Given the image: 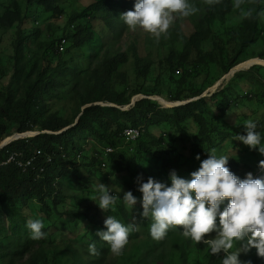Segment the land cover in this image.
<instances>
[{
  "label": "rangeland",
  "instance_id": "obj_1",
  "mask_svg": "<svg viewBox=\"0 0 264 264\" xmlns=\"http://www.w3.org/2000/svg\"><path fill=\"white\" fill-rule=\"evenodd\" d=\"M12 1L0 0V16ZM94 1L55 0L59 12L52 13L18 0L24 21L13 28L0 27V124L7 126V132H13L11 135L17 133L14 132L17 123L5 117L1 109H7L8 97L23 101L28 86L44 66H50L57 85L44 94L39 115L55 112L70 125L74 124L82 108L86 107L82 106L81 94L94 84L95 71L100 70L105 59L125 53L128 60L112 75L111 90L124 93L131 105L148 97L166 110L173 109L175 103L171 100L181 92L183 101L180 103L195 100L201 93L198 98L206 96L209 105L204 116L211 142L199 134L194 121L187 122L182 130L168 123L149 128L140 126V142L146 143L150 150L139 152V142L123 146L121 149L135 160H130L128 170L116 174L110 165L103 168L99 160L105 141L94 134L84 135L82 158L77 159L71 154L70 160H76L75 163L57 180L58 195L63 200L58 213L53 210L50 198L47 199L52 207L50 213H44L42 204L33 196L18 200L7 210L0 206V264H209L211 253L207 245L199 246L185 238L179 227L170 230L161 241L151 238L149 229L153 221L151 216L141 215L142 194L138 189L149 178L171 186L169 176L173 171L181 178H190V173L198 170L204 160L197 152L199 148L215 149L218 157L227 156L250 167L248 173L253 178L264 177V169L259 167L264 155L235 140V136L246 134L243 125L247 120L256 122V131L264 138V61L257 59L264 56V15L258 42L241 57L242 61L255 59L240 65L241 71L230 73L234 68L226 74L235 56L232 34L239 30L244 20L239 9L234 8L224 22H216L210 40L203 42V53L212 55L213 59L201 64L193 55L189 63L183 65L179 55L184 40L195 31L200 8L195 15L174 21L168 35L157 41L142 29L129 30L124 23L121 16L134 10L136 0H120L122 9L115 7L110 14L86 12L81 17L82 10ZM199 2L205 6V0ZM262 5L264 7V0ZM249 6L252 4L247 2L243 5ZM79 24L88 26L91 40L76 47L73 35ZM220 48H224L223 53ZM172 52L176 53L173 67L168 60ZM135 55L140 59L139 65H150L146 77L139 74ZM140 89H145L146 93L136 95ZM224 95L230 97L229 105L223 103ZM98 104L109 106L104 102ZM220 106L226 110L224 116L219 111ZM127 108L122 107V110ZM215 125L217 129L213 131ZM35 131L42 132L40 129ZM30 136L26 134L20 139ZM161 139L162 142H158ZM99 183L119 198L114 212L101 211L96 204L98 199L93 200L98 196ZM128 191L137 199L133 210L122 201ZM224 206L226 203L221 210ZM108 215L125 225L135 226L120 256L113 255L107 243L97 235L107 229L93 223L100 222L104 226ZM37 218L45 224L46 238L34 241L29 238L26 223ZM93 243L98 255L89 252V245ZM239 259L242 264H264V258H259L255 249L242 252Z\"/></svg>",
  "mask_w": 264,
  "mask_h": 264
},
{
  "label": "trees",
  "instance_id": "obj_2",
  "mask_svg": "<svg viewBox=\"0 0 264 264\" xmlns=\"http://www.w3.org/2000/svg\"><path fill=\"white\" fill-rule=\"evenodd\" d=\"M25 1L27 6L41 7L46 12H59L55 6V0ZM189 1L200 8L201 14L198 15L199 17L195 23V31L184 40L183 50L179 55V59L181 64L185 65L189 63L193 55H196L198 62L207 64L213 58L212 55L203 53L202 44L210 40L213 34V25L216 22H224L226 16L234 10V0H221V3L214 7L206 3L205 6H202L199 0ZM262 1L257 0L256 3L252 4V7L256 9V13L264 12ZM122 6L120 0H95L82 10L81 17L82 15L85 16L86 12L89 14L104 12L110 14L115 7L122 9ZM256 13H254L253 18L244 19L239 30L232 34L231 42L235 48L233 50L235 56L229 68L226 69V74L243 63L255 59L242 61L241 57L250 47L258 42L260 37L262 15H256ZM24 18L20 3L18 0H13L5 9L4 14L0 16V27L13 28L21 24ZM90 40L91 32L88 26L86 24H79L75 28L73 35L74 46L81 47ZM223 49L220 48L222 53ZM175 56L176 53L172 52L168 58L172 67ZM135 59L139 74L146 77L149 74L150 65H139L140 59L137 55H135ZM257 59L264 61V56H259ZM127 60L128 58L125 53H118L103 61L100 70L95 71L94 84L86 88L81 94L83 96L82 106L90 104L91 106L87 107L80 117L78 116L79 120L75 125L59 133L56 132L70 125V123L58 117L55 112L48 113L47 115H39L38 112V108L43 102L44 94L50 87L57 85L56 80L53 79L50 66L41 68L36 80L28 86L23 101L17 102L12 97H8V107L7 109L2 108L1 113L5 117H9L12 122L17 123L14 132L23 133L35 131L36 129L51 132L14 140L0 150V206L3 209L7 210L9 205H15L18 200L33 196L42 204L44 213L52 211V207L47 203L48 198L52 199L53 210L58 213V206L63 200L58 195L57 180L63 176L69 166L71 168L72 163H75V159V161L70 160L72 158L71 154H74L77 159L82 158L83 144L81 141L86 138L84 135L90 136L94 134L100 140L105 141L106 145L99 155V160L101 165H110L116 174H121L123 171L128 170L130 168L128 165L130 160H135L130 159L126 152L121 149L123 146H132L139 142V152H149V146L146 143L140 142L142 136L140 126L149 128L168 123L182 130V127L187 122L194 121L198 125L199 134L206 137L208 142H211L208 123L204 116L209 110V105L205 98L186 106L166 110L152 103L149 98L139 99L131 105L130 99L124 93L112 91L109 85L112 75L116 72L119 65L126 63ZM140 92L146 93L145 89H140L136 91V95L140 94ZM201 95L199 93L195 98ZM181 101H183L182 92L171 100L172 103H179ZM101 102L107 103L109 106L99 105L98 103ZM223 103L229 105L231 103L230 97L224 95ZM125 106L130 107L122 110V107ZM219 111L222 113V116L226 114L223 106L219 107ZM129 128L139 129L140 137L135 142L125 143L124 132ZM216 129L217 125L213 126V131ZM12 133L7 132V126L0 124V142ZM158 142L161 143L162 139L158 140ZM107 148H112L113 152L110 154L106 153ZM37 150H41L43 154L36 155ZM14 152L19 153L18 156L22 158L34 156L36 161L26 171L14 162L3 164L2 162L6 161ZM197 152L204 159H207V154L211 153L209 148H199ZM48 158L51 159L49 160ZM227 166L240 179H244L250 169V167L244 165L241 161L233 158H229ZM41 168H43L42 171ZM93 223L106 229L100 222L93 221ZM199 246L202 245L199 244ZM222 259L223 256L221 255L211 254L209 264H222Z\"/></svg>",
  "mask_w": 264,
  "mask_h": 264
},
{
  "label": "clouds",
  "instance_id": "obj_3",
  "mask_svg": "<svg viewBox=\"0 0 264 264\" xmlns=\"http://www.w3.org/2000/svg\"><path fill=\"white\" fill-rule=\"evenodd\" d=\"M246 2L254 4L257 0H234L233 8L240 10L242 18L251 19L256 9L243 7ZM205 3L214 7L221 0H205ZM198 11L199 8L189 0H136L134 10L121 17L129 30L142 29L158 41L161 36L168 35L174 21L193 16ZM256 15H264V12ZM243 126L246 134L235 136V140L264 155V138L256 131V122L247 120ZM207 157L188 179L173 171L169 176L171 186L153 178L140 185L141 215L151 216L153 221L149 229L151 238L161 241L170 230L179 227L185 238L207 245L212 255L222 254V264H242L240 254L252 249L258 257L264 258V177L253 178L248 173L240 179L228 168L229 158L218 157L215 149ZM259 167L264 169V160ZM97 199L99 209L109 213L116 210L119 198L99 183L98 196L93 197V200ZM122 201L129 210L137 204L131 191L124 193ZM104 226L107 230L97 233L100 240L107 243L113 255H122L135 226L125 225L112 215L104 220ZM26 227L30 239L46 238L41 219H29ZM89 252L99 254L94 243L89 245Z\"/></svg>",
  "mask_w": 264,
  "mask_h": 264
},
{
  "label": "built area",
  "instance_id": "obj_4",
  "mask_svg": "<svg viewBox=\"0 0 264 264\" xmlns=\"http://www.w3.org/2000/svg\"><path fill=\"white\" fill-rule=\"evenodd\" d=\"M140 137V130L139 129H134V128H129L127 130H125L124 132V140H126V142H135L137 141V139ZM113 152L112 148H107L106 149V153L110 154ZM38 154H43V152L41 150H37L36 151V155ZM19 153L14 152L12 153L7 159L6 161H3L2 163H9V162H14L16 163L19 167H21L24 171L28 170L36 161V158L34 156H30L28 158H22L20 156H18ZM80 156V154H79ZM49 160L51 158H48ZM104 166H106V164H103L102 167L104 168ZM43 170V168H41V171Z\"/></svg>",
  "mask_w": 264,
  "mask_h": 264
},
{
  "label": "water",
  "instance_id": "obj_5",
  "mask_svg": "<svg viewBox=\"0 0 264 264\" xmlns=\"http://www.w3.org/2000/svg\"><path fill=\"white\" fill-rule=\"evenodd\" d=\"M238 67H239V66H238ZM238 67L235 68L234 70H232L230 73L233 74V73H236V72H238V71H241V69H239ZM218 87H219V85H218ZM205 97H206V96H204V97H202V98H197V99H195V100L187 101V102H182V103L179 102V103H175L174 105H172V108L174 109V108H178V107L186 106V105H189V104L195 103V102H197V101H199V100H201V99H203V98H205ZM134 103H135V102H133V104H134ZM133 104H132V105H133ZM89 106H91V104H90V105H87V106L84 107V108H82V111H81V114L79 115V117L82 115L83 111H84L87 107H89ZM130 106H131V105H130ZM130 106H128V108H129ZM128 108H127V109H128ZM79 117L76 119V121H75L74 124H72V125H68V126L64 127L63 129H61L60 131H58V132H56V133H59V132L65 130V129H68L69 127L75 125V124L78 122ZM44 132H48V131H42V132H39V131H27V132H23V133H19V132H17V133H15L14 135L8 136V137H6L4 140H2V141L0 142V149H2L3 147H5L6 145H8L9 143H11L12 141L17 140V139H20L22 136H26V133H28V135L34 136V135H37V134H40V133H44Z\"/></svg>",
  "mask_w": 264,
  "mask_h": 264
},
{
  "label": "bare ground",
  "instance_id": "obj_6",
  "mask_svg": "<svg viewBox=\"0 0 264 264\" xmlns=\"http://www.w3.org/2000/svg\"><path fill=\"white\" fill-rule=\"evenodd\" d=\"M26 134H28V133H26Z\"/></svg>",
  "mask_w": 264,
  "mask_h": 264
}]
</instances>
